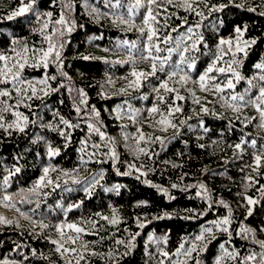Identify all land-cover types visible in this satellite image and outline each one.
Segmentation results:
<instances>
[{"label":"trees","instance_id":"trees-1","mask_svg":"<svg viewBox=\"0 0 264 264\" xmlns=\"http://www.w3.org/2000/svg\"><path fill=\"white\" fill-rule=\"evenodd\" d=\"M27 3L0 0V53L10 57L9 64L18 59L13 48H29L27 55L42 54L48 47L45 37L51 35L60 56L55 60L53 53L47 68L25 65L20 93L13 88L15 82L0 84V90L12 92L11 97H0L4 101L0 108L11 106L0 112L4 125L0 127V217L8 221L0 223V264L5 260L9 264H68L70 259L76 264L75 255L56 251L59 244L83 252L86 259L80 264H216L224 251L221 244L238 253L225 255L221 264H264L259 255L264 249L258 243L264 242V158L259 168L254 160L264 152V127L252 105L240 106L239 112L229 107L238 104L231 101L232 95L250 90L247 101L258 95L264 83L259 80L264 71L255 68L264 62V0H157L156 4L141 0L139 7L136 0H119L120 7H112L117 0H34L28 12L8 19ZM185 4L196 11H186ZM129 7L134 9L131 13ZM147 7L156 17L150 21L156 29L151 41L142 22ZM48 12L51 17L44 15ZM35 13L41 14L39 19ZM61 14L68 25L55 23ZM117 15L130 23H121ZM237 26L242 35L235 32ZM14 39L19 43L12 45ZM220 39L232 44L220 45ZM252 40L254 44L244 43ZM237 42L244 51L236 52ZM221 48L224 55L215 61L216 68L227 70L235 53L238 63L232 69L243 78L236 81L228 71H213L209 77L215 79L208 83L220 84L224 90H202L198 77ZM161 61L164 71H159ZM191 62L195 68L187 67ZM153 63L158 69L154 75ZM177 65L184 71L168 80ZM134 71L146 73L139 86L132 84ZM184 73L190 77L187 82L180 81ZM227 79L233 80V89L225 86ZM42 80L46 83L41 84ZM28 81L47 94L33 96L25 87ZM164 81L177 91L160 88ZM177 92L183 100H175ZM170 105L182 111L169 115ZM154 106L160 111L151 113ZM14 112L28 117L27 124L20 120L24 131L7 127L17 119ZM162 118L176 127L158 123ZM89 124L99 128L104 138ZM50 148L58 154L49 155ZM17 167L20 172L15 173ZM45 167H49L45 184L37 188ZM94 178L98 182L92 186ZM6 194L11 201H3ZM248 197L256 203L248 205ZM224 218L231 223L216 226ZM112 219L117 223H110ZM41 221L48 227H41ZM59 223L65 224L63 237L54 227ZM68 223L86 230L75 244L68 242V236L75 235ZM206 228L212 232H205ZM201 234L205 239L196 240ZM82 243L88 244L87 250ZM193 244L196 251L185 256ZM250 254L256 259L245 262L243 258Z\"/></svg>","mask_w":264,"mask_h":264},{"label":"snow or ice","instance_id":"snow-or-ice-1","mask_svg":"<svg viewBox=\"0 0 264 264\" xmlns=\"http://www.w3.org/2000/svg\"><path fill=\"white\" fill-rule=\"evenodd\" d=\"M167 2L171 3L172 0H167ZM33 3H34V0H29V3L24 4L23 6H21L18 9V11L13 12L12 15H10L8 17V19H12L14 16L23 15L24 13L28 12L29 9L32 8ZM156 3H157V0H149V4H156ZM140 4H141V0H136V5L135 6L139 7ZM112 7H120L119 0H117V3L112 5ZM222 7H223V5L221 6V8ZM133 10H134L133 7H129V9H128L129 13H131ZM185 10L186 11L190 10V11H194V12L196 11L195 8H193L191 4H185ZM251 10L255 11V9H251ZM96 11H97L96 9H93V12H96ZM196 14L197 15H201V13H199V12H196ZM261 14L264 15V13H261ZM35 15H36L37 19H39L41 14L40 13H35ZM44 15H46L47 17H51L52 13L48 12V13H45ZM116 19L119 20L121 23H124V24H129L130 23V21L128 19H125V17L123 15H117ZM150 21L155 22L156 21V17L153 15L152 8L151 7H147L146 8V15L144 17H142V22H143L144 25L148 26L149 35H148L147 38H148L149 41H151L153 39V36L156 35V29L151 26ZM55 23L58 24V25H68L69 22L65 19L64 14H61L60 18L58 20H56ZM43 28L44 29L48 28V22L44 23ZM67 30L71 31L72 28L68 27ZM173 31H175V29H173ZM189 31L191 32V29H189ZM235 32L237 34H241L242 35V29L239 26H237L235 28ZM45 39L48 41V47H47V50L43 51V53H42V55L40 57V64H42L43 67L47 68L48 67L49 57L52 56L53 53H55V57H54L55 60H59L60 53L58 51H56V45L52 43V36L51 35H47L45 37ZM170 39H171L170 36L166 37L165 40H164V43H167ZM183 39H184V37L181 38V41H183ZM200 39H202V37ZM11 43H12V45H16L17 43H19V41L14 39V40H12ZM244 43L245 44H249V43L254 44L255 40H252L250 42L249 41H244ZM219 44L220 45H224V44L231 45L232 41L231 40H227L226 41L224 39H220ZM179 47H180V42L177 43V48H179ZM195 47H196V45L193 44L192 48H195ZM235 48H236V52L244 51V49H242L240 47L239 42L236 43ZM173 50L174 49H169V52H171ZM188 50L189 49L187 47L183 48L184 52H187ZM13 51H15V56L18 57L19 59H13V62L11 64H9L10 57L8 55L0 53V62H3V66L0 67V84H7V83H10V82H15V83H13V88L18 93H20L21 92V88L18 87V85H22V84L25 83V81L21 78L20 72L25 67V65L28 63V57L25 54L29 52V48L23 47L20 51H16L15 48H13ZM149 51H151V50L149 49ZM155 51L156 52H160L161 51L160 47L156 46L155 47ZM223 55H224V49L221 48L220 49V55L215 57L213 62L207 68L206 72L198 77L199 86H200V88L202 90L207 91L210 88H214L215 91H217V92H222L224 90L221 87L220 84L210 85L208 83V81L210 79H215L214 77H209V73H212L213 71H217L219 73H225L226 71H228V72H230L232 74V76L235 78L236 81H239V80H241L243 78L239 72L233 71V69H232V65L238 63V61L235 59V53H233V57L234 58L229 63V67H228L227 70L224 67L216 68L215 61L221 59L223 57ZM86 59H87V57H86ZM153 59L154 60L155 59H159V57H153ZM33 63L35 65V61ZM183 63H184V59L182 57L181 58V64H183ZM57 66L59 67L60 65L58 64ZM187 67L188 68H195V63L194 62L188 63ZM255 68L264 71V62L257 63L255 65ZM14 69H15V71H14ZM164 69H165V62L161 61L160 62L159 71H164ZM157 71H158L157 65H156V63H153L151 65V74L154 75ZM183 71L184 70L182 68H180L179 65H177L168 74V80H171L173 76H176V75H178V73L183 72ZM132 75L134 77H136V79L134 81H132V84H134L136 86H139L140 78L144 77L146 75V73H143V72L137 73V72L134 71L132 73ZM9 77H11V81H9ZM51 79H56V77L52 76ZM189 79H190V77H189V75L187 73H184L183 75H180V81L181 82H187ZM259 80L264 82V75H261L259 77ZM40 83L43 84V83H46V81L42 80V81H40ZM248 83L251 85L252 81L249 80ZM225 86L227 88H229V89H233L235 87L232 79H227ZM252 86L255 87V85H252ZM160 88L166 89L169 92L177 91L176 89L169 88L167 81L162 82L161 85H160ZM80 91H81V94H83L82 90H80ZM157 91H159V89H157ZM249 92H250V90H246L244 94L232 95L231 96V101L238 102V104L237 103H230L229 107H231L234 111L239 112L240 111V106L245 105V104L252 105L260 113L261 127H264V83H262L261 86L259 87L258 95L254 96V97H250L246 101L245 100V96L249 95ZM31 93H32L33 96L36 95V89L34 87L31 89ZM45 94H47V92ZM11 96H12V92L11 91H9V90H0V97H11ZM193 96H195V93H193ZM20 99L22 101L23 100V96H21ZM160 99H161V101H163V97H160ZM183 99H184V97L180 96L178 94V92H177V95L175 96V100H183ZM19 102L20 101H18L17 106H19ZM195 102L199 103V100L196 99ZM0 104H4V101H0ZM10 107L11 106H8L7 108H0V112L10 110ZM202 110L204 112H208L207 108H203ZM76 111L79 112L80 108L77 107ZM93 111H95V109H93ZM118 111H119V109H118ZM159 111H160V109L158 107H155V106L150 109L151 113H157ZM181 111H182V109L179 106H176L174 108H172L171 105L169 106V115H172L173 112L178 113V112H181ZM13 115H15L17 119L13 123L8 124L7 127L8 128L16 127L20 131H24V128L20 126V120L22 119L24 124H27L28 117L27 116H23L19 112H14ZM96 115L98 116L99 113L97 112ZM0 120H3V116L2 115H0ZM61 120H62V123L67 125L69 128L73 127V125L70 124L69 121L64 120L63 118H61ZM158 123H160V124H168L169 126L176 127V125L172 124V122L170 120H167L166 118H162L160 121H158ZM0 127H4V125L0 124ZM88 127H89V129H92V130L96 131L100 135L101 139L104 138V133L100 132L99 128H95L92 124H89ZM61 134L63 135V133H61ZM140 139L143 140L144 136L141 135ZM252 144L254 146L255 145V141H252ZM235 147L237 149H239V148H241V144H236ZM140 151L143 152L144 149H140ZM53 154H58V153L54 152L50 148L49 149V155H53ZM113 156H115L114 152H113ZM262 158H264V152H262L261 154H258V155H256L254 157L255 164H256L257 168L260 167ZM14 171H15V173H18V172H20V168L17 167V168H15ZM43 172H44V175L40 177L39 181H37V184H36L37 188L45 184V177L47 176V174L49 172V167H45L43 169ZM64 175L67 176V175H69V173L65 172ZM97 182H98V180H96L94 178L93 181L91 182L92 186H94V184L97 183ZM8 183H9L8 178H5L4 179V184L8 185ZM52 183H53L52 180H47V184H52ZM200 187L203 188L204 186L201 185ZM84 190L86 192H89L90 188H85ZM32 191H35V188L32 189ZM116 191L117 192L119 191V187L118 186L116 188ZM261 191H264V188H262ZM3 201H11V196L7 195V194L4 195L3 196ZM221 203H223V201H221ZM247 203H248V205H254L256 203V201L253 200L251 197H248L247 198ZM73 207H79V205H74ZM225 207H227V205H225ZM248 215H251V209H249ZM101 218L104 219V220H108L109 219L107 216H103ZM7 222L8 221L6 220V218L0 217V223H7ZM39 223H40L41 227H48V225L43 224L42 221L39 222ZM86 223H93L94 224L93 221H87ZM110 223L115 224V223H117V221L115 219H112L110 221ZM215 223H216V226H227V225H229L231 223V221L228 218H224V219H222V220H220L218 222H215ZM66 226H67L68 229H71L73 231V233L75 234V235L68 236V242H70L71 244H75L77 239L80 238V234L85 233V231H86L84 227L78 226L76 223H68ZM54 227L60 233L61 237H63L65 235V233H64L65 224L59 223V224L54 225ZM222 230L227 232L228 228L227 227H223ZM204 231L208 232V233H211L212 229L211 228H206ZM242 231L243 232H249V231H251V229H243ZM195 239L199 240V241H203L205 239V236L203 234H201V235L196 236ZM52 243L53 244H59V242L56 241V240H53ZM116 243L117 244H124V241L123 240H117ZM258 243H259L260 247L262 249H264V242H258ZM82 247L85 250H87L88 249V244L87 243H82ZM220 247L224 251H223L222 255L216 260V264H221V261L223 260L225 255L229 256V257H235L236 255H238V253L230 252L227 249H225L223 244H221ZM180 249H184V245L183 244L180 245ZM196 249H197V246L195 244H193L191 249L185 250L183 254L185 256H191L192 252L196 251ZM56 251L60 252L61 255H64L66 253L70 254V255H75L76 264H80V261L86 259L85 254L83 252L77 253L75 248H71V249L65 248L63 246V244H59V246L56 248ZM90 254L91 255H97V253H95V252H91ZM163 255L164 256H168L169 254L167 252H164ZM176 255H180V252L178 251L176 253ZM259 255H260L261 260L264 261V252H261ZM243 259L245 260V262L253 261V260L256 259V255L255 254H250L247 257L243 258ZM2 264H9V262L7 260H5V261L2 262ZM13 264H15V262H13ZM68 264H72V260L71 259L68 261Z\"/></svg>","mask_w":264,"mask_h":264},{"label":"rangeland","instance_id":"rangeland-1","mask_svg":"<svg viewBox=\"0 0 264 264\" xmlns=\"http://www.w3.org/2000/svg\"><path fill=\"white\" fill-rule=\"evenodd\" d=\"M41 52H37V53H33V54H29V55H27L26 54V56L28 57V63L27 64H29V65H34V61H35V65H37V64H40V63H38L39 61H40V57H41ZM37 57V60H34V57ZM19 59V58H18ZM26 64V65H27ZM15 71V70H14ZM30 81H28V82H26V84H25V87H30V89H32L33 87L36 89V93L38 92H42L43 93V95H46L45 93H46V90L44 89V88H41V87H39L38 85L36 86L35 85V83L34 82H30ZM0 211L1 212H3L1 209H0ZM18 218L20 219V220H22L23 218L21 217V216H18Z\"/></svg>","mask_w":264,"mask_h":264}]
</instances>
